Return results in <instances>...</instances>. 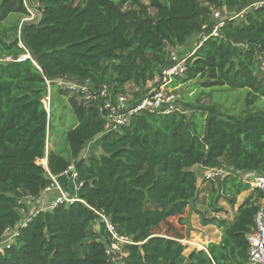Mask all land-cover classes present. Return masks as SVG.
<instances>
[{
    "label": "trees",
    "instance_id": "trees-1",
    "mask_svg": "<svg viewBox=\"0 0 264 264\" xmlns=\"http://www.w3.org/2000/svg\"><path fill=\"white\" fill-rule=\"evenodd\" d=\"M143 1L0 0V264H247V236L264 207V193L242 182L264 177V8L246 10L257 0ZM226 9L242 18L224 16ZM28 10L42 18L25 26L23 45ZM214 27L217 36L185 58L169 87L246 90L239 114L199 99L174 101L168 113L139 110L105 131L107 99L131 94L139 103L175 63L171 54ZM26 46L36 61L24 58ZM58 78L88 85L92 96L57 89L76 122L65 133L66 154L47 150L51 115L42 103L46 82L54 89ZM96 139L98 154L82 156ZM196 167L230 174L199 186ZM70 168L76 199L36 212L3 245L21 220L22 200L38 198ZM247 191L232 220L217 219L221 202L233 208ZM197 204L210 214L198 212L202 225L215 226L220 240L185 255L169 219ZM101 219L128 241L111 255L108 232L95 228Z\"/></svg>",
    "mask_w": 264,
    "mask_h": 264
},
{
    "label": "rangeland",
    "instance_id": "rangeland-1",
    "mask_svg": "<svg viewBox=\"0 0 264 264\" xmlns=\"http://www.w3.org/2000/svg\"><path fill=\"white\" fill-rule=\"evenodd\" d=\"M36 1V0H35ZM144 4L148 5V1L144 0ZM252 11V10H248ZM33 17L24 18L22 21L26 20H33L36 17V13H33ZM243 13L235 14L232 11L224 10V16L233 18V19H241ZM205 35H195L186 45L183 47L178 48L171 54V59L175 63L183 64L184 60L187 56L192 54L196 48H198L203 39H205ZM262 71L264 72V67L262 68ZM163 80L157 79L155 83L152 85V83H148L146 89H149V91L153 88L158 87L160 84H162ZM127 87L132 91L133 87L129 84ZM169 94L173 95L174 101H178V103L184 102V103H195L198 99L201 100L202 103L205 104H216L219 105L223 111L231 110V113L233 114H239L244 109V98L246 94V90H237V91H228L226 89H215L213 92H210L209 90H197L193 88H189L187 86L183 87H176L171 88L169 87V84L167 86ZM58 87H55L54 89H51L50 94V103L49 106V113L51 115V130L49 132V138H48V144H47V150L54 149V147L57 149V151L62 152L63 154L67 153V144L65 141V133L68 129H70L73 125L76 124L73 113L71 108L68 106L67 99L64 96H60L57 94ZM144 91H140L139 94L142 96ZM205 93H209V95H206ZM130 97V102L128 104H136L138 99H135L131 94L128 95ZM45 106H48V103H45ZM180 109H182V106L180 105ZM93 146L86 147L85 151L82 153V156L87 157L88 154H90L88 151L92 150ZM40 164H42L44 167L46 165V161L42 160L39 161ZM206 168H194V171L197 172V184L200 186L201 183L204 182L205 178V172ZM69 175V174H67ZM71 179V175H69ZM215 184L218 183L216 180L214 182ZM58 185V184H57ZM62 191L65 194H70V190L66 189L65 187H62L61 185H58ZM248 192L242 193L237 200L241 201L245 195H247ZM58 195V194H57ZM71 195V194H70ZM36 198H25L23 199V209L20 210L21 214V220L18 223V225L12 229L8 230L5 234L4 240L2 242L3 245H6L8 243H11L13 240V234L16 229H18L21 225H24L27 223L28 219L31 217V215L35 214L38 211L47 210V202H40L37 203L35 201ZM50 201H48L49 203ZM53 202H50V205H52ZM224 209L228 211V213H231V209L223 204L220 203ZM195 209V210H194ZM210 217V214L206 212V208L204 205H195L193 208L189 207L186 209L185 213L181 217H175L169 219V221L172 223L173 227L178 229V231L182 234L184 237L181 241L182 244L186 245L188 248L185 251V255L189 253L191 249L199 250L198 247H204L205 243L208 239L211 237L216 236V229L213 226H203L201 223V215ZM219 219L223 217L222 214H219L217 216ZM103 220L101 219L98 221L95 225L96 230H102L104 235H106L107 228L106 225L103 224ZM106 221V220H105ZM102 225H104L102 227ZM105 227V229H104ZM166 230V226H162L159 230L156 232L158 234H163ZM104 238V236H103ZM104 240V239H103Z\"/></svg>",
    "mask_w": 264,
    "mask_h": 264
},
{
    "label": "built area",
    "instance_id": "built-area-1",
    "mask_svg": "<svg viewBox=\"0 0 264 264\" xmlns=\"http://www.w3.org/2000/svg\"><path fill=\"white\" fill-rule=\"evenodd\" d=\"M24 4L27 6V0H23ZM264 8V0H257L254 1L251 6H249L246 10H256ZM31 17L34 16V10H28ZM218 13L214 14V18H218ZM31 20V19H30ZM217 27L209 33L206 38L209 36H217L216 33ZM183 64L174 63L171 67L164 70L162 72L164 79L161 85L153 90L144 97L139 103L136 104H128L130 102V97L124 94H117L114 99H107L104 102V109L108 111L106 116V126L105 131H117L130 119V116L139 111V110H146L150 113H168L173 110V102L174 97L173 95L169 94L168 91V84L171 81L172 75L175 74H182L184 71ZM260 66L261 68L264 67V58H260ZM55 86L58 89H62L67 92H77L83 94V99L88 101L92 99V96L89 92L88 85L85 84H78L67 80L65 78H58L55 80ZM47 84V95L42 100V103L47 112H49V103H50V83L46 82ZM104 96V91L101 93ZM48 103V106H45V103ZM72 169V168H70ZM230 172L224 168H215V169H207L204 175L206 181H214L216 179H223ZM72 179L76 177L73 171H71ZM53 184L46 188L44 191H49L51 189H55L58 193V196L53 201L50 208H53L62 203H70L73 202L75 199L71 195L65 194L62 189L57 185L55 182V177L52 178ZM242 182L247 184L250 189H257L264 193V177L258 176L256 174H247L242 176ZM79 184L77 183L75 192H77L79 188ZM106 228L110 237V245L107 248V253L109 255L117 252L119 247L117 245L118 242L121 243H128L123 238H119L112 230L110 224L105 221ZM25 225V224H24ZM247 242L249 245L248 249V258L247 264H264V207L261 206L255 214L254 217V229L253 231L247 236Z\"/></svg>",
    "mask_w": 264,
    "mask_h": 264
},
{
    "label": "crops",
    "instance_id": "crops-1",
    "mask_svg": "<svg viewBox=\"0 0 264 264\" xmlns=\"http://www.w3.org/2000/svg\"><path fill=\"white\" fill-rule=\"evenodd\" d=\"M89 146H93V149L92 150H90V151H88L90 154H88V155H92V154H98V152H99V140L98 139H96V140H94L93 142H91V143H89V145L87 146V148L89 147ZM71 171H72V169H70V170H68L67 172H65V173H63V174H61V175H59V176H57V177H55V182L58 184V185H61L62 187H65L66 189H68V190H70V194H71V196L74 198V199H76V193L77 192H75V189H76V186H77V181H76V179H72V176H71V179H70V177H69V175H71ZM67 174H69V175H67ZM248 192V191H247ZM243 193H245V192H243ZM249 193V192H248ZM58 193L56 192V190L53 188V189H51V190H49V191H43L42 193H41V195L38 197V198H36L35 199V201L37 202V203H40V202H47V209H50V207H51V205H50V202H53L54 200H55V198L58 196L57 195ZM69 194V195H70ZM248 195V194H247ZM247 195H245L244 197H243V199H241V201H238V200H236V205L233 207V208H231V207H229L227 204H225L224 202H222L223 204H225V205H227L230 209H231V213H228V211L226 210V209H224V212L223 213H221L222 215H223V217L221 218V219H226V220H232V218H233V215H234V212L236 211V209L238 208V206L242 203V201L245 199V197L247 196ZM240 196V195H239ZM238 196V197H239ZM237 197V198H238ZM32 198H30V200H31ZM48 201H50L49 203H48ZM41 211V210H40ZM34 215V214H33ZM219 215V214H218ZM32 216V215H31ZM217 219H219L218 217H217ZM210 226V225H209ZM213 227H215V226H213ZM215 231H216V236H214V237H211L210 239H208L207 241H206V243H205V246L204 247H198V248H200L199 250H205L206 249V246H207V244L208 243H210V242H218L219 240H220V232L218 231V229L215 227ZM203 248V249H202ZM193 249H191L190 251H192ZM189 251V252H190Z\"/></svg>",
    "mask_w": 264,
    "mask_h": 264
},
{
    "label": "water",
    "instance_id": "water-1",
    "mask_svg": "<svg viewBox=\"0 0 264 264\" xmlns=\"http://www.w3.org/2000/svg\"><path fill=\"white\" fill-rule=\"evenodd\" d=\"M42 18V15L41 14H37L35 19L33 20H26L23 25H22V28H21V32H20V36H21V41H22V44L25 45V41H24V38H23V31H24V28L25 26H27L28 24H33V25H36L39 23V21L41 20ZM26 50H27V53H28V56L27 57H24V58H31L33 59L34 61H36V58L35 56L33 55L31 49L29 47L26 46Z\"/></svg>",
    "mask_w": 264,
    "mask_h": 264
},
{
    "label": "bare ground",
    "instance_id": "bare-ground-1",
    "mask_svg": "<svg viewBox=\"0 0 264 264\" xmlns=\"http://www.w3.org/2000/svg\"><path fill=\"white\" fill-rule=\"evenodd\" d=\"M47 164V163H46ZM203 249V248H202Z\"/></svg>",
    "mask_w": 264,
    "mask_h": 264
}]
</instances>
